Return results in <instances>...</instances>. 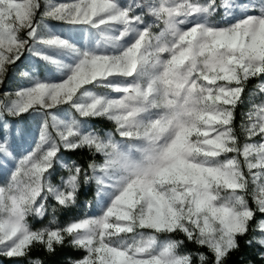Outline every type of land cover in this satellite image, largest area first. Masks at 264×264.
<instances>
[{"label": "snow or ice", "instance_id": "1", "mask_svg": "<svg viewBox=\"0 0 264 264\" xmlns=\"http://www.w3.org/2000/svg\"><path fill=\"white\" fill-rule=\"evenodd\" d=\"M12 76L0 264L65 247L83 253L67 264H229L242 248L264 264V0H0V86ZM26 115L38 138L21 153ZM81 150L86 166L61 155ZM89 191L98 214L58 224Z\"/></svg>", "mask_w": 264, "mask_h": 264}, {"label": "trees", "instance_id": "2", "mask_svg": "<svg viewBox=\"0 0 264 264\" xmlns=\"http://www.w3.org/2000/svg\"><path fill=\"white\" fill-rule=\"evenodd\" d=\"M254 83L255 82L250 83L248 85V89L246 90V93H245L246 103L243 106H241L237 111V115H236L237 127H239V124L241 122V113L245 112L247 108L249 107L247 103V98H248V94L251 92L253 88ZM27 121H28V118L26 116H24L20 120V122L22 123H26ZM91 123L95 125L97 130L101 131L102 133L107 132V131H112L114 129V125L111 122L105 121L103 119L91 121ZM61 155L66 158H70L71 160H75L78 164L83 165V166H86L89 160L93 159V157L90 156L87 150H81V151H77L74 153H63L62 152ZM95 159L97 162H100L101 158L95 157ZM56 173H57L56 175H53L51 177V181L53 183L58 182L59 176L67 175L66 171L61 169L59 166H57ZM91 200H92L91 191L87 192L86 194L82 192L79 197V204L77 207L67 210V211L63 209H60L57 211L56 213L57 223L63 225L73 220L74 218L82 217L85 214H88L90 208L85 207V204ZM50 219H51V210H49V215L46 216L43 220L33 219L30 222L33 224L34 227H42L46 225ZM241 243L243 244V241H241ZM186 247L187 249H194L196 246L186 242ZM181 250L183 251L184 249H181ZM82 254H83L82 250H76L70 247H65L62 249L58 248L57 253L54 256H49L46 253H44L42 250H34L32 253L34 257L36 256L41 257L45 261V264H67V260L69 257L79 258ZM252 259H253L252 251L249 249L242 248V251L240 253H234L231 256L229 260V264H247V262ZM5 264H8V262L5 261Z\"/></svg>", "mask_w": 264, "mask_h": 264}, {"label": "rangeland", "instance_id": "3", "mask_svg": "<svg viewBox=\"0 0 264 264\" xmlns=\"http://www.w3.org/2000/svg\"><path fill=\"white\" fill-rule=\"evenodd\" d=\"M64 31L67 32V29H64ZM70 35L76 40L81 39V34L79 32H72L70 33ZM81 42L83 43L84 41H81ZM18 83H19L18 78L15 76H12L8 81L5 82L3 86H0V87H3L4 89H13L17 86ZM255 102L258 103L259 98H257ZM58 115L60 116L61 119H63L66 117L67 113L60 112L58 113ZM26 117L28 118V121L26 123H22L19 121V124L27 128L29 132L26 142L20 145L19 151L21 153H23L26 149H28L29 146H34V143L36 139L38 138V123H39L40 117L38 116L33 117L30 115H26ZM117 139L119 138L117 137ZM94 213L98 214V209L90 208L88 215H92Z\"/></svg>", "mask_w": 264, "mask_h": 264}]
</instances>
